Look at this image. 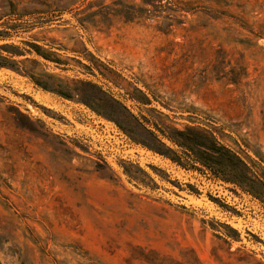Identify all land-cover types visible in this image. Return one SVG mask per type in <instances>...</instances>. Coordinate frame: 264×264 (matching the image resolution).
<instances>
[{"label":"rangeland","instance_id":"374dc122","mask_svg":"<svg viewBox=\"0 0 264 264\" xmlns=\"http://www.w3.org/2000/svg\"><path fill=\"white\" fill-rule=\"evenodd\" d=\"M0 35L107 94L97 113L0 67V264H264V204L147 147L171 145L154 124L199 127L261 173L264 0H0Z\"/></svg>","mask_w":264,"mask_h":264},{"label":"trees","instance_id":"16d2710c","mask_svg":"<svg viewBox=\"0 0 264 264\" xmlns=\"http://www.w3.org/2000/svg\"><path fill=\"white\" fill-rule=\"evenodd\" d=\"M10 4L13 5L11 2ZM34 13L35 12H26L22 13V15H31ZM78 21L83 25L84 20L78 19ZM0 36L5 37L2 35ZM24 44L29 48H19L12 44L0 45L1 49L10 54V56H6L0 53V67H8L21 73L29 78L32 83L45 91L53 92L66 98L76 97L99 113L100 110L95 106V100H99L100 98L96 97V93L107 95L105 92L94 83L83 81L70 82L52 73L46 72L44 69L38 71L37 68L42 64L36 59L31 60L29 58H24L23 60H16L13 58L14 56H25L26 53H31L33 51L44 60L56 64L61 63L60 58L57 57L55 52L47 50L35 43L24 42ZM28 64L31 66H27ZM77 83H80L82 86H89L91 91L88 93L77 89L74 86ZM137 91L142 95L143 102H149L146 94L140 90ZM111 99L116 102L114 98L111 97ZM154 127L172 146L179 148L180 152L185 157L178 154L177 150L171 145L166 144L157 134L150 130L147 131L152 136L156 145H147V147L170 158L178 164L183 165L188 163L189 160H193L209 169L212 174L223 181L238 186L243 191L258 198L264 204V168H261V173L254 170L237 152L222 144L209 130L193 126H185L182 129L170 128L163 124L161 126L154 124ZM250 162L254 161L250 160ZM25 238L29 239V241L35 245L39 243L36 238H29L26 236ZM42 252L47 255L45 250H42ZM14 253L18 252L15 251ZM142 255V260L148 264H201L194 255L190 256V258H186V260H179L175 257L162 255L154 251L143 252ZM53 263L58 264V261L54 258ZM21 264H25V261H21Z\"/></svg>","mask_w":264,"mask_h":264}]
</instances>
